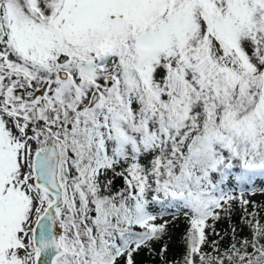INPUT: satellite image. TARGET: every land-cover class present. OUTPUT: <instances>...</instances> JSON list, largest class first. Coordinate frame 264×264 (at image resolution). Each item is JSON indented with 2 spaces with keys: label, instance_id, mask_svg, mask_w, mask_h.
<instances>
[{
  "label": "snow or ice",
  "instance_id": "snow-or-ice-1",
  "mask_svg": "<svg viewBox=\"0 0 264 264\" xmlns=\"http://www.w3.org/2000/svg\"><path fill=\"white\" fill-rule=\"evenodd\" d=\"M0 264H264V0H0Z\"/></svg>",
  "mask_w": 264,
  "mask_h": 264
}]
</instances>
